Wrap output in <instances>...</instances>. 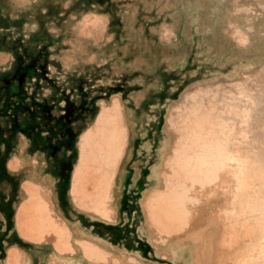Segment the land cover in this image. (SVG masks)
I'll return each instance as SVG.
<instances>
[{
	"label": "rangeland",
	"instance_id": "1",
	"mask_svg": "<svg viewBox=\"0 0 264 264\" xmlns=\"http://www.w3.org/2000/svg\"><path fill=\"white\" fill-rule=\"evenodd\" d=\"M2 6L0 0V83L4 84L0 88V119L3 117L6 126L10 124L12 101L5 95V85L13 78L18 79L23 81L22 90L26 92L28 74L34 69L36 75L31 76L39 75L38 80L46 77L48 91L64 93L66 101L76 103L78 99V107L81 103L88 107L93 96L99 98L96 102L99 111L83 135L92 130L103 109L117 102L119 131L124 139L118 148L113 147L107 132L111 124H106L101 147L104 150H99L102 158L95 155L97 148L87 156L86 163L91 167L86 174L88 181H93L89 188L80 186L77 178L79 150L70 190L75 205L82 204L80 208L104 220H113L116 178L126 154L132 150L128 164L135 182L130 190L134 203L131 208L135 209L141 201L143 210H132L123 218L131 224L135 236L153 241L156 254L151 258L174 264H209L213 260L217 264H252L258 251L256 245L264 241V0H9L6 10L16 16L14 19L5 17ZM29 49L34 50L28 52ZM8 87L10 90L11 86ZM112 94L116 95L100 102L101 96ZM127 118L131 119L132 146L128 140ZM115 148L119 149L117 160L110 157ZM223 156L228 161L231 157L233 162H226ZM228 163L233 168L237 166L234 169L237 175L231 174L233 168ZM213 164L220 165L222 168L218 169L224 172L230 170L227 172L231 175L224 176L229 180L226 181L228 190L231 189L226 190L228 194L225 190L213 189L221 186L217 175L224 173L212 168ZM187 173L188 179L184 178ZM187 180L191 181L189 186L193 190L189 189ZM139 183H142L141 193L135 188ZM178 183L182 190L172 193ZM25 185L26 195L32 196H27L17 215H25V210L30 208L32 211L27 210L23 218L16 216L18 231L24 239L49 241L59 252L81 250L85 256L88 254L86 257L93 254L98 263L143 264L134 258L115 257L86 240L78 242L81 240L74 239L70 228L55 214L48 190L31 183ZM193 187L200 195L205 189V196L196 191L192 193ZM84 191L87 194L81 196ZM208 192L215 196L211 193L210 197ZM233 194L236 202L225 203L224 207L232 206L234 216L239 215L229 221L231 225L239 222L238 229L226 222L223 207L224 197ZM146 200L152 204L148 209L143 205ZM163 202L168 203L161 209ZM160 209L166 221L170 220L166 222L162 217L164 220L160 223L154 219ZM184 210L189 212L186 216ZM209 231L214 235L212 240ZM228 240L232 241L231 245ZM215 245L218 248L214 254L211 250ZM10 254L19 260L12 262ZM151 258L145 263L158 264ZM20 262L21 252L10 250L7 264ZM259 263L263 264L264 259Z\"/></svg>",
	"mask_w": 264,
	"mask_h": 264
},
{
	"label": "crops",
	"instance_id": "2",
	"mask_svg": "<svg viewBox=\"0 0 264 264\" xmlns=\"http://www.w3.org/2000/svg\"><path fill=\"white\" fill-rule=\"evenodd\" d=\"M1 1L2 13L8 19H14L16 16L6 10L9 0ZM33 50L29 49L28 52ZM32 74L36 75L35 69L28 74L26 92L22 90L23 81L14 78L5 85L4 90L12 101V111L8 115V126L2 122L3 117L0 119V264H7L8 253L12 249L22 254V263L19 264H115L98 263L93 254L86 257L88 254L85 256L81 250L59 252L51 242L24 239L18 231L16 216L20 205L27 199L25 183L48 190L55 214L70 228L73 238L81 240L78 242L86 240L115 257L134 258L146 264L156 254L153 241L148 237L135 236L131 224L123 218L132 210L142 209L141 201L137 209L131 208L134 203L130 199V190L135 185L128 166L131 147L116 178L113 202L115 218L107 221L75 205L70 190L79 156L78 142L99 111V104L96 103L99 98L93 96L87 103L88 107L83 103L78 107V99L76 103L66 101L64 93L48 91L46 77L38 80L40 76L32 77ZM8 86H11L10 90H7ZM113 95L116 94L101 96L100 102L109 100ZM127 116H130L129 113ZM127 121L128 140L132 146L131 119L127 118ZM14 161H18L17 166ZM141 186L142 183H139L135 187L139 193ZM91 248L94 250V247ZM151 259L158 264H174L159 258Z\"/></svg>",
	"mask_w": 264,
	"mask_h": 264
},
{
	"label": "bare ground",
	"instance_id": "3",
	"mask_svg": "<svg viewBox=\"0 0 264 264\" xmlns=\"http://www.w3.org/2000/svg\"><path fill=\"white\" fill-rule=\"evenodd\" d=\"M236 33V32H235ZM234 33V34H235ZM237 37V36H236ZM191 93V92H190ZM119 101V100H118ZM120 104V103H119ZM117 102L116 101H113V103H112V107L111 108H105V109H103L102 110V112L100 113V115H99V117H98V119H97V121H96V123H95V125H93L94 127L92 128V130H90L89 132H87L86 134H82L83 136L81 137V139H80V142H79V146H80V153H81V155H80V165H79V171H78V173H77V178H78V181H79V185L80 186H82V187H84V188H89L90 187V184L93 182L92 180V182L90 183L89 181H88V175L86 174L87 173V170L89 169V167H91V166H89L87 163H86V161H87V156L91 153V154H93V150H94V148H97L98 149V151H96L95 153V155L96 156H98V157H101L100 155H103V154H101L100 153V148L103 146V144H104V138H105V136H104V133H103V130H105L107 127H106V124L107 123H110L111 124V126L109 127V129L110 130H108L107 132L110 134V136H111V138H109L108 137V142H109V140L110 139H112L113 141H112V146L114 147H116V148H118L119 147V144L121 143V141H122V138L123 137H121V134H120V132L121 131H119L120 130V126H119V121H118V109H117ZM120 109V108H119ZM121 110V109H120ZM236 113V112H235ZM122 120V119H121ZM120 120V121H121ZM106 127V128H105ZM209 130V129H208ZM125 131V130H124ZM210 131V130H209ZM209 131H207L208 132V134H209ZM108 134V135H109ZM200 134V133H199ZM211 135V134H210ZM107 137V136H106ZM199 137V136H198ZM207 137V136H206ZM124 139V138H123ZM106 140H107V138H106ZM198 141V140H197ZM211 141V140H210ZM126 142V141H125ZM124 142V143H125ZM110 143V142H109ZM106 145V144H105ZM222 146V145H221ZM213 147V146H212ZM106 148H107V146H106ZM115 148V149H116ZM216 148V147H215ZM220 148V147H219ZM102 149V148H101ZM114 149V151L112 152V154L110 155V157L111 158H116V156H117V152L119 151V149H118V151H117V149L115 150ZM211 149V148H210ZM210 149H208V150H210ZM221 149V148H220ZM88 150H90V152L88 151ZM102 150H104V148L102 149ZM108 150V149H107ZM214 150V149H213ZM223 151V150H222ZM227 151H229V150H227ZM102 152V151H101ZM105 152V151H104ZM108 152H109V150H108ZM214 152V151H213ZM215 152H216V150H215ZM217 152H218V150H217ZM224 152H225V150H224ZM111 153V151L109 152V154ZM119 153V152H118ZM206 153H207V151H206ZM212 153V152H211ZM223 153V152H222ZM109 154H107V153H105L104 155H109ZM122 154V153H121ZM212 154H215V153H212ZM218 155L220 154V153H217ZM229 154V153H228ZM218 155H216V156H218ZM222 155H224V154H222ZM226 155V154H225ZM230 155V154H229ZM209 156H210V154H209ZM215 156V157H216ZM233 156H235V155H233ZM206 157V156H205ZM204 156H203V158H205ZM220 157V155L218 156V158ZM224 157V156H223ZM226 157V156H225ZM224 157V158H225ZM102 158V157H101ZM199 159V158H198ZM216 159H217V157H216ZM219 159H221L222 160V158L220 157ZM228 157H226V159H225V161L227 162L228 160ZM230 160H233V159H231V157L229 158ZM234 159H236V158H234ZM115 160H117V159H115ZM211 160H215V158L214 159H211ZM218 160V159H217ZM229 160V161H230ZM237 160L238 159H236V162H237ZM200 161H202V160H199L198 162H200ZM218 161H220V160H218ZM224 161V160H223ZM228 161V162H229ZM214 162V161H213ZM217 162V161H216ZM230 162H233V161H230ZM235 162V160H234V163H236ZM13 163H15V161L13 162ZM18 163V162H17ZM114 164L113 165H115V162H113ZM220 164H221V161L219 162ZM218 163V164H219ZM233 163V164H234ZM118 163L116 162V165H117ZM201 165V163H198V165ZM209 164V163H208ZM210 164H212V162H210ZM209 164V165H210ZM227 164V163H226ZM228 164H230V163H228ZM17 165V164H16ZM223 165H224V162H223ZM222 165V166H223ZM230 165H232V163L230 164ZM236 165H237V163H236ZM101 166V165H100ZM103 166V165H102ZM196 166V165H195ZM203 166V165H202ZM205 166V165H204ZM235 166V165H234ZM10 167V166H9ZM104 167V166H103ZM114 167V166H113ZM200 167V166H199ZM199 167H197V168H199ZM205 167H207V166H205ZM212 168H216V169H218V168H222L220 165H216V164H213L212 166H211ZM224 168L226 167V165L225 166H223ZM227 167H229L230 168V166H227ZM232 168H233V165L231 166ZM236 168H237V166H235ZM235 167L233 168V170H231L232 172H231V174H235L236 173V175H237V172H234L235 170ZM76 168V167H75ZM97 168V167H96ZM102 168V167H101ZM183 168V167H182ZM200 168H202V167H200ZM199 168V170H201ZM211 168V169H212ZM239 168H242V167H239ZM239 168H238V170H239ZM97 169H100V168H97ZM210 169V170H211ZM227 169V168H226ZM114 170V169H113ZM203 170H204V168H203ZM203 170H201V171H203ZM219 170H221L222 172H224L225 170H222V169H218L217 171H219ZM237 169H236V171H238ZM241 170V169H240ZM104 171V170H103ZM212 171H213V169H212ZM216 170H215V172H217ZM220 171V172H221ZM227 171H230L229 169H227ZM224 172L223 173V175L221 174L220 176L219 175H217L220 179V183H222L221 184V186H216V187H218V188H213V189H219L220 191H221V189L222 190H228V184L229 183H227L226 181L228 180L227 178V176H228V173L230 174V172ZM185 172V171H184ZM200 172V171H199ZM204 172V171H203ZM206 172H207V170H206ZM206 172H204V174L206 173ZM234 172V173H233ZM239 172V174H242L241 172L242 171H238ZM198 173V172H197ZM208 173V172H207ZM211 173V172H210ZM90 174H92V173H90ZM192 174H194V173H192ZM196 174V173H195ZM198 174H200V173H198ZM203 174V175H204ZM211 174H214L213 172L211 173ZM218 174H219V172H218ZM230 174V175H231ZM113 175V174H112ZM187 175H188V173H187ZM187 175H184V178L186 177H189V175L187 176ZM207 175V174H206ZM214 175H216V173L214 174ZM213 175V176H214ZM227 175V176H226ZM229 175V176H230ZM87 176V177H86ZM90 176V175H89ZM192 176H194V175H192ZM200 176V175H199ZM199 176H198V178H199ZM205 176V175H204ZM211 176V175H210ZM212 176V177H213ZM224 176H226V177H224ZM239 176V175H238ZM241 176V175H240ZM113 177V176H112ZM195 177V176H194ZM194 177H192V180L191 181H193V178ZM209 177V176H208ZM207 177V178H208ZM215 177V176H214ZM234 177H237V176H234ZM76 178V177H75ZM95 178H96V176H95ZM94 178V179H95ZM183 178V180H185ZM195 178H197V177H195ZM207 178H205V179H207ZM211 178V177H210ZM231 178V177H230ZM241 178V177H240ZM188 179V178H187ZM215 179V178H214ZM231 179H233V178H231ZM236 179V178H235ZM234 179V180H235ZM237 179H239V178H237ZM236 179V180H237ZM182 180V181H183ZM200 180V179H199ZM199 180H197V181H199ZM208 181H209V179H207ZM216 180H217V178H216ZM216 180H214V181H216ZM98 181H100V180H98ZM101 181H102V179H101ZM100 181V182H101ZM186 181V180H185ZM184 181V184H186V182ZM188 181V180H187ZM190 181V182H191ZM201 181V180H200ZM202 181H205V180H202ZM218 181V180H217ZM216 181V182H217ZM229 181V180H228ZM241 181V180H240ZM177 182V181H176ZM179 182H180V180H179ZM190 182L188 181L187 183H189L188 184V186L190 185ZM210 182H212V181H210ZM231 182V181H230ZM96 183H99V182H96ZM95 183V184H96ZM182 183V182H181ZM180 183V184H181ZM209 183V182H208ZM213 183H215V182H213ZM226 183H227V185H226ZM101 184V183H100ZM198 184V183H197ZM197 184L195 185V184H193V186H197ZM206 184V183H205ZM210 184V183H209ZM216 185H217V183H215ZM215 184H213V185H215ZM240 184V183H239ZM242 184V183H241ZM172 185H174V184H172ZM192 185V184H191ZM207 186H208V184H206ZM205 185V186H206ZM212 185V184H211ZM218 185H220L219 183H218ZM230 185H231V183H230ZM26 186V185H25ZM24 186V187H25ZM29 186H31V185H29ZM99 186V185H98ZM174 186H176V185H174ZM200 186V185H199ZM204 186V185H203ZM32 187V186H31ZM36 187V186H35ZM170 187V186H169ZM168 187V188H169ZM181 187L182 186H180L179 185V183H178V185H177V187H176V190L175 189H172V193H176V191L177 190H179V192H180V190H182L181 189ZM215 187V186H214ZM242 187V186H241ZM33 188H34V186H33ZM38 188H40V187H38ZM78 188V187H77ZM184 188V187H183ZM187 188V187H186ZM194 188V187H193ZM196 188V187H195ZM194 188V191H192V193L193 192H195L196 191V189ZM199 188H201V189H203V187H199ZM208 188H209V186H208ZM208 188H207V190H208ZM229 188H230V186H229ZM26 189V188H25ZM189 189H190V186H189ZM232 189H233V187H232ZM238 189H239V187H238ZM32 190H34V189H32ZM37 189H35V191H36ZM78 190V189H77ZM86 190V189H85ZM90 190V189H89ZM188 190V189H187ZM190 190H193V189H190ZM211 190H212V188H211ZM231 190V189H230ZM230 190H228V191H230ZM38 191V190H37ZM79 191H80V189H79ZM163 191V190H162ZM169 191H170V189H169ZM169 191H167V193L169 192ZM189 191V190H188ZM225 191H224V193H225ZM76 192V191H75ZM78 192V191H77ZM159 192H160V190H159ZM190 193H191V191H189ZM197 192V191H196ZM204 193H206L205 192V189H204V191H203ZM202 192V193H203ZM213 192H215V191H213ZM29 193V192H28ZM34 193V192H33ZM36 193V192H35ZM89 193H91V192H89ZM94 193V192H93ZM149 193H152V192H149ZM163 193V192H162ZM161 193V194H162ZM170 193V192H169ZM198 193V192H197ZM196 193V194H197ZM202 193H201V195H202ZM203 193V194H204ZM212 193V192H211ZM211 193H209L208 192V195L210 196V197H212V194ZM223 193V195H225L226 193L228 194V192L226 191V193L224 194ZM231 193V192H230ZM85 194H87V191H84V192H81L80 193V195L81 196H85ZM153 194V193H152ZM156 194V193H155ZM159 195H160V193H158ZM157 194V195H158ZM199 194V193H198ZM40 195V194H39ZM78 195V194H77ZM163 195V194H162ZM168 195V194H167ZM195 195V194H194ZM200 195V194H199ZM200 195V196H201ZM27 196H32L31 194H29V195H27ZM35 196V195H34ZM41 196V195H40ZM79 196V195H78ZM148 196V195H147ZM146 196V197H147ZM169 196V195H168ZM175 196V195H174ZM176 196H178V195H176ZM181 195H179V197H180ZM187 196V195H186ZM186 196H184L185 198H186ZM205 196V194L202 196V197H204ZM208 196V197H209ZM213 196H215L214 194H213ZM222 196V195H221ZM226 196V195H225ZM145 197V198H146ZM160 197V196H159ZM161 197H163V196H161ZM171 197H172V194H171ZM36 198H38V196L36 197ZM151 198V197H150ZM154 198V197H153ZM158 198V197H157ZM174 197H172V199H173ZM189 198V197H188ZM225 198V202H223V207H224V205H226L227 203H232L234 200H235V202H236V195H234L233 194V196L231 197V195H228L227 197H224ZM223 198V199H224ZM227 198V199H226ZM33 199V198H32ZM78 199H80V197L78 198ZM77 199V200H78ZM162 199V198H161ZM160 199V200H161ZM183 200H184V198H182ZM181 199V200H182ZM237 199H238V197H237ZM38 200V199H37ZM36 200V201H37ZM39 200H41V199H39ZM75 200H76V198H75ZM149 200V199H148ZM151 200V199H150ZM154 200H156V199H154ZM153 200V201H154ZM159 200V201H160ZM177 200H178V198H177ZM182 200V201H183ZM185 200H187V199H185ZM79 201V200H78ZM173 201H175V200H173ZM189 201V200H188ZM194 201V200H193ZM196 201V200H195ZM223 201V200H222ZM245 201V200H244ZM33 202V201H32ZM39 202V201H38ZM44 202H46V201H44ZM155 202V201H154ZM171 201H169V203H170ZM179 202V201H178ZM181 202V201H180ZM184 202V201H183ZM42 203H43V201H42ZM149 202L146 200V201H144V209H148L149 208V206H151L152 204H151V202L148 204ZM153 203V202H152ZM166 203H168V202H163L161 205H160V207L159 208H161V209H163V207H165V204ZM182 203V202H181ZM181 203H180V205H181ZM193 204H194V202H192ZM207 203H208V201H207ZM226 203V204H225ZM230 203V204H231ZM27 204V203H26ZM34 204V203H33ZM39 204V203H38ZM78 204V203H77ZM146 204V205H145ZM170 204H172V203H170ZM173 204H175L174 202H173ZM178 204V203H177ZM188 204H189V202L186 204L187 205V207H188ZM191 204V203H190ZM198 204V203H197ZM202 204V203H201ZM209 204V203H208ZM37 205V204H36ZM106 205V204H105ZM169 204H167V206H168ZM176 205V204H175ZM234 205V204H233ZM38 206V205H37ZM80 207H82V204L81 205H79ZM158 206V205H157ZM197 206V205H196ZM217 206V205H216ZM24 207H26V206H24ZM33 207V206H32ZM44 207V206H43ZM172 207V206H171ZM176 207L177 206H175V210H176ZM178 207H179V205H178ZM189 207H190V205H189ZM220 207H222V206H220ZM38 208V207H37ZM40 208V207H39ZM157 208V207H156ZM159 208H157V209H159ZM225 209V215H226V222H228L229 223V225L232 227L233 225L238 229V225H239V222H238V224H237V222H234L235 224H230L231 222H229V221H231V218L233 217H236V216H239V215H235L234 216V214L235 213H233V209H231L232 208V206L231 207H229V206H227V208H226V206L224 207ZM234 208V207H233ZM235 208H236V204H235ZM251 208V207H250ZM26 209V208H25ZM24 209V210H25ZM31 209V211H32V208H30ZM30 209H27L28 211L30 210ZM153 209H154V207H153ZM160 209V210H161ZM166 209V208H165ZM165 209H164V211H165ZM171 209V208H170ZM179 209V208H178ZM182 209V208H181ZM187 209H189V208H187ZM27 210H25V213L27 214ZM42 210V209H41ZM192 210V209H191ZM223 210V209H222ZM236 210V209H235ZM245 210V209H244ZM243 210V211H244ZM21 211V210H20ZM30 211V212H31ZM40 211V210H39ZM181 211V210H180ZM180 211H179V213H180ZM186 210H184V214L186 213L185 212ZM188 211V210H187ZM195 211H197V210H195ZM23 212V211H22ZM21 212V213H22ZM171 212V211H170ZM194 212V211H193ZM257 212V211H256ZM19 213V212H18ZM166 213H168V212H166ZM183 213V212H182ZM189 213V212H188ZM188 213H186V214H188ZM250 213V212H249ZM252 213H253V211H252ZM24 214V213H23ZM23 214H21V216L23 215ZM25 214V215H26ZM159 214V215H158ZM158 214H157V217H154V219H156L158 222H163V220L165 219L163 216V210H161V212L159 213L158 212ZM169 214V213H168ZM183 214V215H184ZM186 214H185V216H186ZM195 214V213H194ZM237 214H238V212H237ZM240 214V213H239ZM20 215V214H19ZM25 215H23L24 217H25ZM172 215V214H171ZM170 215V216H171ZM182 215V216H183ZM250 215V214H249ZM257 215V214H256ZM18 216V215H17ZM21 216H18V217H21ZM23 216L21 217V218H23ZM153 216H155V215H153ZM167 216V215H166ZM172 216H174V215H172ZM162 217L164 218V219H162ZM174 217H176V215L174 216ZM184 217V216H183ZM190 216H188V218H189ZM192 217H193V215H192ZM210 217V216H209ZM217 217V216H216ZM243 217V216H242ZM177 218V217H176ZM179 218V219H178ZM177 219L178 220H180V217H178ZM20 219V218H19ZM174 218H172V220H173ZM183 219V218H182ZM187 219V218H186ZM246 219V218H245ZM255 219H256V217H255ZM26 220H27V218H26ZM168 220H170V219H167V221ZM238 220V219H237ZM242 220V219H241ZM23 221V220H22ZM165 221H166V219H165ZM164 221V222H165ZM166 221V222H167ZM175 221V220H174ZM256 221V220H255ZM178 222V221H177ZM182 222V221H181ZM23 223V222H22ZM215 223V222H214ZM243 223V222H242ZM44 224V223H43ZM175 224V223H174ZM176 224H180L179 222L178 223H176ZM20 225V224H19ZM18 225V226H19ZM25 225V224H24ZM153 225V224H152ZM168 225V224H167ZM223 225V224H222ZM150 226V225H149ZM168 226H170V225H168ZM172 226V225H171ZM182 226V225H181ZM218 226V225H217ZM260 226V225H259ZM173 227H174V225H173ZM186 227V226H185ZM224 227V226H223ZM241 227H243L242 225H241ZM240 227V228H241ZM23 228H25V227H23ZM26 228H28L27 226H26ZM167 228H169V227H167ZM177 228V227H176ZM232 228H234V227H232ZM236 228H234V229H236ZM250 228V227H249ZM31 229V228H30ZM156 229V228H155ZM242 229H244V228H242ZM22 230V229H21ZM26 230V229H25ZM24 230V231H25ZM28 230V229H27ZM159 230V229H158ZM228 230V229H227ZM24 231H22V232H24ZM40 231V230H39ZM42 232H43V230H41ZM40 231V232H41ZM229 231V230H228ZM227 231V232H228ZM236 231V230H235ZM176 232V231H175ZM210 232V231H209ZM208 232V233H209ZM216 232V230L215 231H213V234ZM218 232V231H217ZM221 232V231H220ZM222 232H224V230L222 231ZM231 232V231H230ZM238 232V231H237ZM240 232V231H239ZM250 232V231H249ZM249 232H248V234H249ZM255 232V231H254ZM259 232V231H258ZM21 233V232H20ZM39 233V232H38ZM225 233V232H224ZM229 233V232H228ZM232 233V232H231ZM247 233V232H246ZM252 233V232H251ZM32 234V233H31ZM37 234V233H36ZM41 234V233H40ZM213 234H211V232H210V238H211V240H212V238H214V235ZM216 234V233H215ZM227 234V233H226ZM225 234V235H226ZM230 234V233H229ZM228 234V235H229ZM233 234V233H232ZM232 234H230L231 236H232ZM236 234H238V233H236ZM248 234H245L246 236L248 235ZM255 234H257V233H255ZM38 235V234H37ZM227 235V236H228ZM259 235V234H258ZM42 236V235H41ZM219 236V235H218ZM231 236L230 237H228V238H231ZM237 236V235H236ZM245 236V237H246ZM264 236V235H263ZM262 236V237H263ZM28 237V236H27ZM241 237H244V235H242ZM261 237V238H262ZM215 238H216V236H215ZM219 238V237H218ZM222 238V237H221ZM235 238V237H234ZM236 238H239V234H238V236L236 237ZM261 238H259V240L261 239ZM264 238V237H263ZM263 238H262V240H263ZM33 239V238H32ZM217 239V238H216ZM223 239V238H222ZM240 239V238H239ZM252 239H253V237H252ZM258 239V238H257ZM256 239V241H259V240H257ZM55 240V239H54ZM58 240H60L59 238H58ZM210 240V241H211ZM218 240V239H217ZM230 240V239H229ZM229 240L227 241L228 242V244L229 243H232V241H233V243H234V240L232 239V241L231 242H229ZM237 240L238 239H236V243H237ZM47 241V240H46ZM253 241H254V239H253ZM252 241V242H253ZM49 242V241H48ZM220 242V241H219ZM221 242H223V241H221ZM239 242V241H238ZM55 243H57L56 242V240H55ZM211 243H212V241H211ZM214 243V242H213ZM246 243V242H245ZM210 244V243H209ZM218 244V243H217ZM224 244V243H223ZM222 243H221V245H223ZM248 244V243H247ZM256 243L254 242V245H255ZM207 245H208V243H207ZM210 245H212V244H210ZM209 245V246H210ZM225 245V244H224ZM229 245H231V244H229ZM237 245V244H236ZM235 244H234V246H236ZM251 246V245H250ZM253 246V245H252ZM211 247V246H210ZM223 247V246H222ZM244 247V246H243ZM255 247V246H254ZM218 248V247H217ZM217 248H216V245L212 248V250H211V253H217ZM229 248H231V247H229ZM250 248V247H249ZM252 248V247H251ZM256 248H257V254L255 255V256H253V261L254 262H252V264H257L258 263V261L259 260H261V259H264V241L262 242V241H259L258 242V245H256ZM246 251V250H245ZM221 252V251H220ZM220 252H219V254H220ZM226 252V251H225ZM233 252V251H232ZM243 252V251H242ZM247 252H249V251H247ZM19 253V252H18ZM223 253V252H222ZM226 253H228V252H226ZM14 254H16V252L14 253ZM224 254V253H223ZM247 254H249V253H247ZM251 254V253H250ZM209 255H210V253H209ZM245 255V254H244ZM253 255V254H252ZM261 255V256H260ZM10 256V260H12V262L13 261H17V260H19V258L17 257V256H14L13 254H10L9 255ZM242 256V255H241ZM251 256V255H250ZM215 257V256H214ZM222 257H224V256H222ZM244 257V256H243ZM249 257V256H248ZM262 257V258H261ZM216 258V257H215ZM228 258V257H227ZM235 258V257H234ZM238 258V257H237ZM240 258V257H239ZM245 258H247V256H245ZM216 259H218V258H216ZM229 259V258H228ZM240 259H242V258H240ZM250 259V258H249ZM243 260H245V259H243ZM251 260V259H250ZM216 261V260H215ZM218 261V260H217ZM228 261V260H227ZM242 261V260H241ZM241 261H239L240 263H241ZM263 261V260H262ZM19 262V261H18ZM212 262H214V260L212 261ZM212 262H209V264H211ZM242 262H244V261H242ZM214 263H216V262H214ZM218 263V262H217ZM216 263V264H217ZM222 263V262H221ZM237 263V262H236ZM245 263V262H244ZM247 263V262H246ZM249 263V262H248ZM17 264V263H16ZM242 264V263H241ZM250 264V263H249ZM260 264V263H259ZM264 264V263H263Z\"/></svg>",
	"mask_w": 264,
	"mask_h": 264
}]
</instances>
